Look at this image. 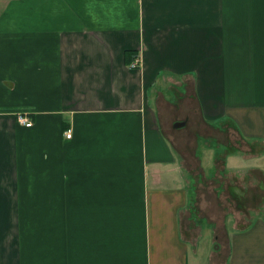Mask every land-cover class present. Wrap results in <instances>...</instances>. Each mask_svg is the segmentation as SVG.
<instances>
[{
    "label": "crops",
    "instance_id": "0c3cea01",
    "mask_svg": "<svg viewBox=\"0 0 264 264\" xmlns=\"http://www.w3.org/2000/svg\"><path fill=\"white\" fill-rule=\"evenodd\" d=\"M248 181L264 195V0H0V264H264Z\"/></svg>",
    "mask_w": 264,
    "mask_h": 264
},
{
    "label": "rangeland",
    "instance_id": "374dc122",
    "mask_svg": "<svg viewBox=\"0 0 264 264\" xmlns=\"http://www.w3.org/2000/svg\"><path fill=\"white\" fill-rule=\"evenodd\" d=\"M189 112H190V108L187 105V106H184V108L182 110L180 108L177 113L179 114V116H182L184 113H189ZM191 118L193 120V124H191L192 123L191 119H189L188 127H186V128L181 127V128H174L173 129L174 141H176L177 144H180V146H186V143H188L191 146V139H193L192 136L194 134V131H195L196 125H197V123L194 121L196 119L194 114L191 115ZM204 136L205 135H203V137ZM203 137L198 139V152H200L205 146L210 144V140L207 138H203ZM215 145H216V143H214V146ZM231 145H232V147L239 148V143H237V139H231ZM223 149H221L218 152L219 156H221V154H223ZM191 161L194 162V160H191ZM207 162H208L207 157H205V159L203 160V164H207ZM245 162L248 163V168H250V167L254 166V164L256 163V160L255 159H247V161H245ZM217 164L219 165V163H217ZM193 177H194V174H193ZM233 179H234V177H233ZM199 184H200L199 187L201 189V192H203L202 196H204V195L206 196V192H207L206 176L204 178H202V181ZM250 184H251V182L248 181L247 194H245V200L247 201V203H245V204L241 203V204H243L241 209L244 210V207H245L246 211L248 213L250 211H252L253 209H255V207L258 209L260 204L263 205V202H264V195H257V196H259V198L258 197L256 198V196L254 195V189H253V191L251 190V188L249 186ZM235 198H236V195L235 196L233 195V199H235ZM246 204H247V206H245ZM221 206H225L226 211H228L227 204H224L223 202H221ZM240 212H241V210H239L238 203L232 204V213L234 216L233 218H235L237 222H239V213ZM205 225H206L205 221H202L201 229H202V226H203V228H205ZM201 239H202V244L200 245V248L203 250L199 254H200L201 258L205 259L204 256H205V254L208 253V250H207L208 249L207 248L208 239H205L204 236H202Z\"/></svg>",
    "mask_w": 264,
    "mask_h": 264
},
{
    "label": "built area",
    "instance_id": "2783aa9c",
    "mask_svg": "<svg viewBox=\"0 0 264 264\" xmlns=\"http://www.w3.org/2000/svg\"><path fill=\"white\" fill-rule=\"evenodd\" d=\"M129 69L136 70L140 67V60L136 57L132 62L128 64ZM17 120L19 123L24 125L25 127H30L31 122L22 114L17 115ZM71 137L70 131L65 132V138L69 139Z\"/></svg>",
    "mask_w": 264,
    "mask_h": 264
},
{
    "label": "water",
    "instance_id": "95a60500",
    "mask_svg": "<svg viewBox=\"0 0 264 264\" xmlns=\"http://www.w3.org/2000/svg\"><path fill=\"white\" fill-rule=\"evenodd\" d=\"M185 126V122H181V123H176L174 125L175 128H181V127H184Z\"/></svg>",
    "mask_w": 264,
    "mask_h": 264
},
{
    "label": "trees",
    "instance_id": "16d2710c",
    "mask_svg": "<svg viewBox=\"0 0 264 264\" xmlns=\"http://www.w3.org/2000/svg\"><path fill=\"white\" fill-rule=\"evenodd\" d=\"M125 55H126V58H129V57H131V54L130 53H125ZM130 55V56H129ZM137 56H133L132 55V57H131V59H130V62H132V60H134L135 58H136ZM130 62H128V63H130Z\"/></svg>",
    "mask_w": 264,
    "mask_h": 264
}]
</instances>
